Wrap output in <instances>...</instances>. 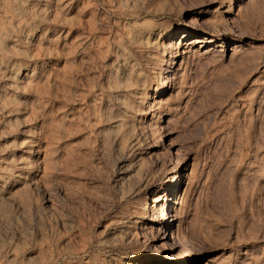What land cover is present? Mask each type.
Segmentation results:
<instances>
[{
  "label": "rangeland",
  "instance_id": "obj_1",
  "mask_svg": "<svg viewBox=\"0 0 264 264\" xmlns=\"http://www.w3.org/2000/svg\"><path fill=\"white\" fill-rule=\"evenodd\" d=\"M0 264H264V0H0Z\"/></svg>",
  "mask_w": 264,
  "mask_h": 264
},
{
  "label": "bare ground",
  "instance_id": "obj_2",
  "mask_svg": "<svg viewBox=\"0 0 264 264\" xmlns=\"http://www.w3.org/2000/svg\"><path fill=\"white\" fill-rule=\"evenodd\" d=\"M174 34V32H171V33H169V36H172ZM177 46H179V44L177 45ZM183 50V49H182ZM174 63V62H173ZM167 80V79H166ZM164 85H167V83H165ZM165 89V87L164 88H162V90L161 91H163ZM183 161H182V159L179 161V163L177 164V168H178V172H179V170H180V168H179V165H181V163H182ZM181 171L179 172V174H174V179L173 180H178L179 181V183H181L180 182V180H179V178H180V176H181ZM178 175V176H177ZM175 187V186H174ZM177 187V186H176ZM167 204V203H166ZM167 214V213H166ZM160 224L161 225H164V226H166L167 227V229L165 230V233L164 234H162V238H164V239H166V240H170L171 241V238H175L176 239V242L174 241V245L171 247L173 250L175 249V248H178V247H180L181 249L183 248V240L181 239V237L178 235V234H176L175 233V231H174V221L171 219V216H169V215H165V216H162L161 218H160ZM160 230H161V232L164 230V228L162 229V228H160ZM173 242V241H172ZM179 253H181V250H180V252Z\"/></svg>",
  "mask_w": 264,
  "mask_h": 264
}]
</instances>
